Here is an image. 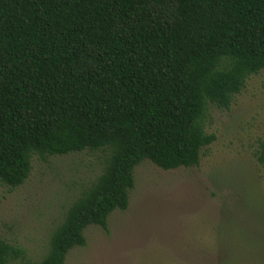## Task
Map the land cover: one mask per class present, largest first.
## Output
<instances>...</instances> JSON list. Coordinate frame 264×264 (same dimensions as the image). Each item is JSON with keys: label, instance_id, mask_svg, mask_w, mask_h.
I'll return each mask as SVG.
<instances>
[{"label": "trees", "instance_id": "trees-1", "mask_svg": "<svg viewBox=\"0 0 264 264\" xmlns=\"http://www.w3.org/2000/svg\"><path fill=\"white\" fill-rule=\"evenodd\" d=\"M261 71L264 0H0V185L23 186L33 156H103L46 253L0 239V264H65L127 210L144 161L197 167L210 107L229 110ZM249 211L218 228V264H264V209Z\"/></svg>", "mask_w": 264, "mask_h": 264}, {"label": "rangeland", "instance_id": "rangeland-1", "mask_svg": "<svg viewBox=\"0 0 264 264\" xmlns=\"http://www.w3.org/2000/svg\"><path fill=\"white\" fill-rule=\"evenodd\" d=\"M209 111L206 130L216 141L202 150L199 165L163 171L142 162L127 210L111 214L107 231L88 227L86 246L72 250L65 264H218L217 231L228 216L264 209V168L257 160L264 144V71L247 80L229 110ZM102 163L100 153L33 156L23 186L0 185V239L39 260Z\"/></svg>", "mask_w": 264, "mask_h": 264}]
</instances>
